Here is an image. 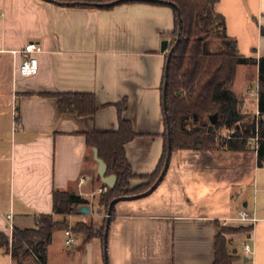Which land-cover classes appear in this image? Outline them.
<instances>
[{"label": "crops", "instance_id": "1", "mask_svg": "<svg viewBox=\"0 0 264 264\" xmlns=\"http://www.w3.org/2000/svg\"><path fill=\"white\" fill-rule=\"evenodd\" d=\"M216 11L241 56L264 58V0H220ZM174 30V14L165 8L136 5L106 12L44 0H0V233L12 237L14 229L37 230L39 217L54 215L58 192L90 202L91 214L56 217L57 223L67 222L70 229L93 223L98 233L107 218L98 209L104 188L85 136L118 132L117 108L81 120L62 116L57 101L41 94L94 95L101 108L127 101L124 119L137 135L126 148L128 161L137 178L157 172L166 146L162 85L168 54L162 45L170 43ZM31 43L42 49L39 73L23 78L21 52ZM248 69L259 90L258 68ZM245 85L238 87L236 80L234 86L242 100ZM253 111L258 114V96ZM83 179L88 181L81 187ZM145 184L138 179L132 188ZM115 208L107 246L102 239L84 246L62 227L57 233H66L67 247L58 244L56 233L48 264H215L222 228L247 230L226 236L234 264H264V169L254 152L175 151L154 194ZM242 212L257 223L240 222ZM0 255L11 264H40L34 255L20 262L5 250Z\"/></svg>", "mask_w": 264, "mask_h": 264}, {"label": "trees", "instance_id": "2", "mask_svg": "<svg viewBox=\"0 0 264 264\" xmlns=\"http://www.w3.org/2000/svg\"><path fill=\"white\" fill-rule=\"evenodd\" d=\"M58 4L78 5L77 9H96L113 11L115 8L105 6L122 0H53ZM157 3H127L123 6L144 5L155 8L170 9L174 14L175 30L169 49L175 48L180 34L179 12L170 4L179 8L183 22L181 43L176 50L170 65L169 86L167 90V112L164 107V90L166 77L162 85L163 113L165 118L166 146L163 160L157 172L151 177L137 178L128 161L126 148L134 142L137 135L133 124L124 119L129 108L127 101L121 104L99 107L94 95L41 94L42 98L57 101L62 116H74L78 119H92L109 107H115L119 113V131L104 133L95 130L86 135L89 149H97L100 159L108 166V176L117 177L114 190L100 196L98 209L101 214L109 216L111 204L120 199L140 196L148 192L160 179L168 156V123L172 128L173 152L195 151L219 154L254 152L258 156V167L264 169V58L260 60L245 58L240 55L238 42L227 33L226 19L219 15L216 8L220 0H153ZM162 2V3H159ZM264 38V27L261 28ZM219 39L223 49L219 53H209L208 44ZM168 61V57H167ZM240 67L258 68L259 91L257 115L244 113L243 103L233 91ZM218 117L215 126L212 117ZM223 131L234 132L229 139L223 140ZM259 139L258 151L249 148L252 139ZM147 184L133 190L135 180ZM101 184V180L98 179ZM103 188L106 186L102 185ZM90 206V202L69 193H55L54 215L41 216L37 219V230L21 231L14 229L12 237L0 233V250L12 255L15 262H20L34 255L40 264H48V250L55 234L60 228L70 231L75 237L84 240V246L95 239L105 240L108 221L114 223L116 208L111 219H107L97 233L93 223L78 224L70 229L67 222L57 223L55 218L63 219L80 215V210ZM247 230L222 228L215 244V264H234L230 256L227 235L239 234ZM106 244V243H105ZM107 246V244H106Z\"/></svg>", "mask_w": 264, "mask_h": 264}, {"label": "water", "instance_id": "3", "mask_svg": "<svg viewBox=\"0 0 264 264\" xmlns=\"http://www.w3.org/2000/svg\"><path fill=\"white\" fill-rule=\"evenodd\" d=\"M46 2L49 3H53L56 5H59L61 7L64 8H76L78 7V5H71V4H58L57 2L53 1V0H44ZM134 2H140V3H157V1H153V0H122V1H118L115 2L113 4L107 5L105 7L107 8H115V7H120L123 4H127V3H134ZM162 3V2H159ZM170 6L174 7L178 12H179V18H180V34H179V38H178V42L175 46L174 49H172L171 51H169V47H170V43L169 42H164L162 45V53L163 54H168V61H167V65H166V72H165V77H166V83H165V90H164V107H165V111L167 112V90H168V86H169V73H170V65H171V61L172 58L176 52V50L178 49L180 43H181V39H182V30H183V22L181 19V13L180 10L177 6L170 4ZM96 9H101L103 8L102 6H95ZM211 123L213 126H215L218 122V117H212L211 119ZM167 123H168V135H169V146H168V156H167V161H166V165L164 168V171L160 177V179L158 180V182L145 194H142L140 196H136V197H131V198H125V199H120V200H116L114 201L111 206H110V210H109V216L107 217L109 220L111 219L113 210L116 206H118L120 203L123 202H129V201H139V200H143L148 198L149 196H151L152 194H154L156 192V190L159 188V186L163 183L169 168H170V164H171V160L173 157V141H172V128H171V121L170 118L167 117ZM93 154H94V160L95 162L98 164V177L101 180L102 184L106 187H108L111 190H114L116 188L117 185V177L115 176H108V166L105 164V162L103 160L100 159L99 156V151L97 149L93 150ZM80 214L81 215H90L91 214V209L88 207H84L80 210ZM111 227V222L108 221V225H107V230H106V235H105V243L107 244L108 242V235H109V230ZM105 256H106V261L108 259V254H107V247L105 250ZM108 262V261H107Z\"/></svg>", "mask_w": 264, "mask_h": 264}, {"label": "rangeland", "instance_id": "4", "mask_svg": "<svg viewBox=\"0 0 264 264\" xmlns=\"http://www.w3.org/2000/svg\"><path fill=\"white\" fill-rule=\"evenodd\" d=\"M171 41L172 39H170V44H171ZM223 49V46H222V43L219 39H213L212 41H210V43L208 44V52L209 53H219L221 52ZM169 51H171L169 49ZM250 70L247 68V67H240L239 70H238V75H237V84H238V87H246L245 85V82H247V92H245V94L247 95H244V96H247L246 100L248 101V103L246 102V100H242L240 99L243 103H245L247 106H245L244 108V113L246 114H252V115H256V113H254L253 111V103L256 101V98H257V92H258V84L257 82L255 81L254 82V75L253 73L250 71ZM247 79V81H245ZM236 83V82H235ZM242 83V84H241ZM235 86V84H234ZM252 90V91H250ZM233 91H234V87H233ZM235 93V92H234ZM252 94V98L250 97ZM234 132H227V131H223L222 134H221V138L223 140H226V139H229L233 136ZM249 196H253V189L248 192ZM56 240L58 242V244H61L64 245L65 247L66 246V243L67 241L69 240V238L66 236V233L65 232H61L59 231L57 234H56ZM55 256H53L54 258ZM0 264H11V261L8 257H5L3 255H0Z\"/></svg>", "mask_w": 264, "mask_h": 264}, {"label": "built area", "instance_id": "5", "mask_svg": "<svg viewBox=\"0 0 264 264\" xmlns=\"http://www.w3.org/2000/svg\"><path fill=\"white\" fill-rule=\"evenodd\" d=\"M42 53V49L39 45L35 44V43H31L29 44L25 50L23 52H21V56L23 57V64L21 65L20 68V75L23 78H33L35 76L38 75L39 73V61L37 59V56L40 55ZM259 91V90H258ZM257 96H258V92H257ZM257 116L259 117V113L257 114ZM248 146L250 149L258 151L259 149V139H252L249 141ZM88 180L83 179L80 183V186H84L87 183ZM109 188L105 187L104 189H102L99 194L102 195H106L109 192ZM9 221L13 220V216H9L8 217ZM240 222L242 223H251V224H255L257 223L256 219H252L250 217V215H248L246 212H242L241 213V217H240ZM69 237H71V240L69 242V245L74 244V240L72 239V235L71 233L68 234ZM246 250H249V248H246Z\"/></svg>", "mask_w": 264, "mask_h": 264}]
</instances>
